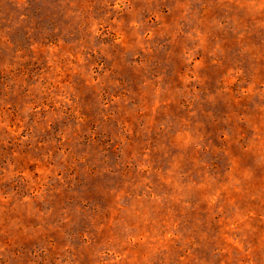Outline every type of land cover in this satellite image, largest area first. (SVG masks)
I'll return each instance as SVG.
<instances>
[{"label": "rangeland", "instance_id": "obj_1", "mask_svg": "<svg viewBox=\"0 0 264 264\" xmlns=\"http://www.w3.org/2000/svg\"><path fill=\"white\" fill-rule=\"evenodd\" d=\"M0 264H264V0H0Z\"/></svg>", "mask_w": 264, "mask_h": 264}]
</instances>
